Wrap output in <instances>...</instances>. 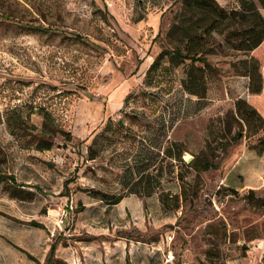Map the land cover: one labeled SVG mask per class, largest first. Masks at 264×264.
<instances>
[{
	"label": "rangeland",
	"instance_id": "1",
	"mask_svg": "<svg viewBox=\"0 0 264 264\" xmlns=\"http://www.w3.org/2000/svg\"><path fill=\"white\" fill-rule=\"evenodd\" d=\"M182 11V0H0V175L14 178L0 181V264H45L53 247L76 257L90 198L148 187L162 237L127 239L160 243L162 263L264 264V205L249 197L264 200V130L233 120L248 101L243 56L213 33L205 97L187 93L190 62L169 58Z\"/></svg>",
	"mask_w": 264,
	"mask_h": 264
},
{
	"label": "trees",
	"instance_id": "2",
	"mask_svg": "<svg viewBox=\"0 0 264 264\" xmlns=\"http://www.w3.org/2000/svg\"><path fill=\"white\" fill-rule=\"evenodd\" d=\"M238 3V9L227 10L216 0H182L183 11L176 25L179 45L175 47L169 58L172 62L182 63L185 60L190 62L187 79L183 82L184 90L198 98H204L205 71L211 68L206 56L210 53V46L215 40L213 33L223 36L222 41L225 46L243 56L240 61L241 71H238V74L249 78L248 101L236 103V114H233V120L240 125L243 121L249 128L264 130V60L259 62L257 59L259 56L264 57V14L252 0H238ZM259 3L264 11V0H259ZM188 13L192 15L188 16ZM44 121L45 127L49 126V123L52 126L49 117L45 116ZM50 147L49 144L41 149L46 150ZM210 166L211 164L205 169ZM5 180L13 182L14 178L0 175V181ZM227 188L237 192L236 189L239 187L230 184ZM144 191L145 196H150L152 193L149 187ZM97 195L99 193H96ZM123 197L125 196L110 197L107 194H101L99 199L108 205H116ZM249 197L251 201L264 205V200L254 198L253 190L249 191ZM32 226L39 227L35 223H32ZM45 264L67 263L55 258L53 247Z\"/></svg>",
	"mask_w": 264,
	"mask_h": 264
},
{
	"label": "crops",
	"instance_id": "3",
	"mask_svg": "<svg viewBox=\"0 0 264 264\" xmlns=\"http://www.w3.org/2000/svg\"><path fill=\"white\" fill-rule=\"evenodd\" d=\"M243 78L249 82L248 77ZM84 207L80 212V230L89 238L76 244L77 255L65 258L67 264L165 263L161 262L163 246L160 243L127 239L131 230L162 237L160 219L163 205L156 195H129L116 205H108L99 198H90ZM149 239H152L151 236Z\"/></svg>",
	"mask_w": 264,
	"mask_h": 264
}]
</instances>
